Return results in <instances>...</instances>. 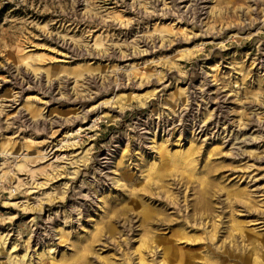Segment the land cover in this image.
<instances>
[{"label":"rangeland","instance_id":"obj_1","mask_svg":"<svg viewBox=\"0 0 264 264\" xmlns=\"http://www.w3.org/2000/svg\"><path fill=\"white\" fill-rule=\"evenodd\" d=\"M1 178L0 264H264V0H0Z\"/></svg>","mask_w":264,"mask_h":264},{"label":"built area","instance_id":"obj_2","mask_svg":"<svg viewBox=\"0 0 264 264\" xmlns=\"http://www.w3.org/2000/svg\"><path fill=\"white\" fill-rule=\"evenodd\" d=\"M14 172H15V170L13 169V168H11V169H9V171H8V175L10 176V175H12V174H14ZM4 185H5V180L4 179H0V197H1V195L4 193Z\"/></svg>","mask_w":264,"mask_h":264}]
</instances>
